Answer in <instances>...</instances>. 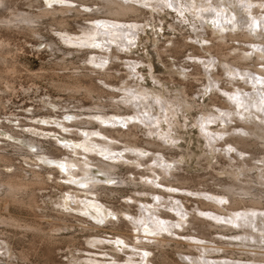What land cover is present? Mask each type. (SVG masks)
Segmentation results:
<instances>
[{"label":"rangeland","instance_id":"obj_1","mask_svg":"<svg viewBox=\"0 0 264 264\" xmlns=\"http://www.w3.org/2000/svg\"><path fill=\"white\" fill-rule=\"evenodd\" d=\"M145 1L128 0L140 11L124 18L116 19L103 12L91 11V0H87L86 5L83 6L84 9H87L83 12L90 15L83 13L79 17H72L74 14H70L66 33H72V35L82 37L85 29H89L93 33L92 23L98 25V31L104 33L113 28L125 30L124 42L121 44H127L126 46L119 47L109 39L108 41L100 40L102 48L96 46L94 52L99 55L98 59H100V55L112 56L114 54V57H110V61L106 60L107 64H101L104 66V70L95 69L93 64H88L92 50L84 48V50L81 49L75 53L76 56H79V58L74 57L78 62L75 67H86L76 71L89 74L104 91L101 96L94 93L95 98L93 99L84 95L82 90L78 94L75 92L76 95L74 94L73 97V93L68 90H59L52 85V78L56 77L52 75L51 77L49 70L47 73L46 70L41 69L45 67L44 65H48L49 60H53L50 51H45L44 43L37 44L32 37L10 33L0 28L2 36H11L9 37V49L17 55L18 65L20 64L21 69L18 72L20 74L17 73L13 76V79L18 77L14 81V89L7 91L5 89L0 93V147L6 148L8 156L13 159L12 162L15 163L17 170L20 167L29 170L32 168L31 164H36L34 168L40 169L42 166L44 173L50 168H55L53 169L57 170L55 176L59 177L56 179L53 174H45L46 177H50L48 185L45 189H36L38 205L36 204V207L34 206L32 209L37 214L32 211L31 207L26 208L16 204H9L7 209L0 206V214L21 216L29 221L41 222V226L47 227L50 217L46 214L55 215L57 211H63L66 206L69 212L75 213L74 215L79 218H86L89 223L95 221L90 215H84L72 209L75 206L72 202L76 199L75 197L70 198L72 201L69 200V204L62 203L64 207H59L57 203L65 193L61 191L62 187L61 189L60 186L56 187L53 181L55 179L58 183H64L66 185L63 188L70 186L73 190V188L79 189L81 186H78V183H85L87 177L92 176L96 171L100 172V175L96 174L98 178L101 176L110 180L108 174L102 173V169L96 166L86 177L81 175L70 179L66 173H62L64 171L60 165L67 169L72 165L71 158L84 159L82 154L84 151L80 147L87 139V135H82L81 132L84 129L100 132V130L102 131L101 126H104L110 135L119 137V140L112 144L114 150L111 154L122 157L119 161H113L119 163L115 172L117 177L127 180L122 183L125 186L103 182L105 187H115L118 193L100 190V186L95 197L93 196L94 200L102 203L110 212L118 211L120 220L108 216L106 220L96 221L98 222L97 229L84 230L82 227L84 223L74 219L73 216L68 217L74 228L73 226L69 227L73 229L68 228L65 233L62 231L61 238H69L71 235L74 237L71 240L73 242L57 241L58 244H55L56 242L49 244L46 241L48 244H45V240L40 241L39 237H36L30 230L21 227H17V229L15 226L0 223V264H81V260L89 258L95 259L99 264H128V260L131 259L137 261V264L264 263V257L254 256L248 250L261 246L257 242L264 238L263 216L257 212V208L244 207V205H251L249 203L242 204L244 209L234 210L233 204L222 197V193H226L224 185L252 186L253 191L258 193L264 188L259 183L261 178H258L261 173L264 174V144H252L250 148H246L248 152H244L241 150V146L229 142L243 132L249 135L243 129L246 127L244 121H248V119L255 122L256 127H253L255 131H259L261 127L264 128V118H262L264 117V68L260 64L264 63V58L261 57L260 61L257 60V53H260L264 46V43L260 42L264 36V5L259 9H257V5L248 9L246 4L249 1L242 4V0H196V5H193L192 2L188 3L190 0H172V6L169 7V0H151L150 2L154 6L160 4L162 8L154 10V6L150 7ZM47 2L49 1L18 0L17 6L26 11H37V8L33 9L30 5L46 4ZM202 2L203 6L200 5ZM52 3H55L54 6L62 8V5L57 4L58 1H52ZM81 4L74 1L75 7ZM102 23L107 26H103ZM48 26L49 24H43L41 30L46 39L56 41L66 51L77 49V47H70L62 41V33L57 30V26ZM253 26L254 28H252ZM245 31L252 35L250 41L254 42L244 41V38H240L238 41L226 38L232 33L241 35ZM126 33L128 34L126 35ZM222 34L225 35L222 36ZM128 35L130 38L126 39ZM65 38L70 39V37ZM241 39L242 41H240ZM178 42L183 47L174 50L179 46ZM221 45L224 47L220 48ZM257 45L262 48L256 47ZM206 47L210 50H207ZM239 48L254 51L255 54L251 59L239 61L242 64L240 66L223 61L222 55L242 54L246 56ZM229 61H234V57H230ZM230 65L237 74H249L254 78L241 77L237 74L235 78L231 77L228 74ZM93 69L97 72H92ZM59 72L61 73V71ZM39 73L43 74L39 76L40 78L31 76ZM106 73L113 74L114 77L106 78L104 76ZM257 80L259 81L256 82ZM124 83H128L129 87L133 88L132 90L138 89L148 95L147 100H143L145 102L143 105L133 106L131 102H119L110 96V93H116L122 99L126 90L120 91V89ZM253 83L256 84L253 85ZM129 87L127 89H130ZM245 89L253 93L252 97H248L244 93ZM230 96L233 97L230 98ZM241 99H243L242 104L240 103ZM96 100L105 104L106 107L103 108L102 113L106 112L109 117H114V120H118L117 124L103 125L95 118L91 124L80 122H77V125L73 124L77 120L91 121V118L86 116L76 119L74 114L87 112L86 108L92 107ZM252 100H257L258 104L263 107L259 110L256 109V112L253 107L250 110H253L254 114L259 111L262 117L255 116L249 109H243L246 107V101ZM138 101L136 100V102ZM116 104L120 108H117ZM253 106L255 107V104ZM132 107H136V109ZM132 116L136 117L132 119ZM224 118H226L227 125L223 123L222 119ZM209 119H213V121L207 122ZM202 132L207 137L212 136V141H208ZM125 134L126 136H124ZM127 134L133 136L132 139L136 138L134 141L137 140V146L131 148L130 144L125 142V139L129 137ZM95 137L102 139L98 136ZM253 137L249 136L248 138L253 139ZM30 139H35L43 147L44 153L47 154V157L44 158L45 161L37 163V157L32 156L33 159H28L29 164L26 162L23 154L27 152L19 150L17 145H23L22 141L29 143ZM127 139H131V137ZM149 141L161 143L158 151L156 147L148 145ZM25 146L24 144L23 147ZM211 146L215 147V153H212ZM76 147L80 149L76 152L77 155L72 151ZM89 155L91 158H104V161L112 162L107 156H102L100 153L99 155L97 153ZM137 158L141 159L140 163L136 162ZM218 160L219 162H217ZM51 161L58 163L49 164ZM245 161L252 165V169L245 171L249 177L241 178L247 181L240 182L232 173L236 171L237 165L244 164ZM142 163L145 164L142 165ZM15 166L8 167V169L0 166V171L12 173ZM224 170L229 172L224 173ZM162 174L167 175L165 177L167 179H164ZM172 174H175L176 177L171 176ZM179 178L182 183L185 179L192 183L183 185L177 180ZM65 180H70V182H65ZM148 208H151L150 212L148 211L150 220L143 221V212L147 214L146 209ZM152 209L156 215H152ZM5 210L7 212L10 210V212L5 213ZM42 212L44 216H42ZM229 217L230 220L234 219V223L227 222ZM134 218L141 220L137 224L140 227V234L144 237H157L151 231L154 228L152 227L153 221L165 222L168 230H164L163 235L173 241L161 251L158 248L152 250L154 246H137L133 239L128 238V242L132 241L130 243L134 244V247H129L125 238L129 235L131 237L134 232ZM193 218L196 223L190 222ZM179 221L181 224L178 223ZM107 222L108 224H106ZM247 232L252 237L258 236V241L252 237L246 239ZM95 238L101 239L102 242L90 245L88 242ZM202 243L207 245L208 249L212 248L213 251L207 252L200 247ZM138 247L140 248L138 249ZM22 251L29 253H27L29 259L21 258ZM49 251H51L49 257L51 255L50 260L52 261L44 256ZM144 251L150 255L145 256Z\"/></svg>","mask_w":264,"mask_h":264},{"label":"bare ground","instance_id":"obj_2","mask_svg":"<svg viewBox=\"0 0 264 264\" xmlns=\"http://www.w3.org/2000/svg\"><path fill=\"white\" fill-rule=\"evenodd\" d=\"M17 1L18 0H0V28H2L1 30L5 29L10 33H16L19 35L22 34L25 37L26 36L32 37L33 39L36 40L37 44L38 43H44L45 51L46 50H47V52L50 51L51 56H53L52 57L53 60H49L48 65L47 66L44 65L45 67H43L41 69L46 70V72H47V70H49L50 76L52 75V76L56 77V78H52V85L55 88H57L59 90H64V91L68 90L69 92L73 93L72 96L75 94V92H77L76 94H78V92L81 90L83 91L84 95L90 96L92 99L95 98L94 93H96V95H98V96H101L104 93V91L96 84V82H94L93 78H91L89 76V74H86V73L80 72V71H76V70L85 69L86 67H80V66L75 67V65L78 62L76 61L77 59L75 60L74 57L79 58V56H76L75 53H78V51H81V49L84 50V48H87L88 50H92V52L90 53V59H88L90 61V63H88V64H90V65L93 64L95 69L104 70L105 69L104 66H100V68H97L96 66L101 65L102 63H104V65H105L106 60L110 61V57H114V54L112 56H106V54L100 55V59H98L99 55L96 52H94V50H96L95 49L96 46H97V48L98 47L102 48V43L100 42V40H104V41L107 40L108 41V39L111 40L112 43L118 45L119 47L126 46L127 44H124V43L121 44L122 42H124L123 39L125 38V36H124L125 30H123L122 28H120V29L113 28L111 30L108 29L109 31L107 30L106 33H104V32L98 31L99 26L94 25L92 23L91 27H92V29H94L93 33L89 29L84 30V33H82V37H80V35H72V33H66V31L68 30L66 28H67V26H69L68 21L71 17L70 14H74V15H72V17L73 16L79 17L83 13H85V15H90V14H86V12H83V11L87 10L86 8L84 9V7H83L84 5H86L87 0H72V1L48 0L49 2H47L46 4L30 5L31 8L33 7V9L37 8L38 9L37 11L36 10L26 11V10L21 9L17 6ZM52 1L53 2L58 1L57 4L62 5V8H58V7L54 6L55 3H52ZM74 1L82 3V4L75 7ZM91 1H92V5L90 6L91 11H95L97 13L103 12L104 14L110 15L116 19L122 18V17L123 18L127 17L130 14H137L140 11V9L137 6L131 4V2H128V0H125V1H122V0H91ZM150 1L151 0H146L145 3H147V5L149 4L150 7L154 6V4ZM247 1L250 2V4H249V2H248V4H246V7L248 9L253 8L254 5H257L258 8L257 7L256 8L259 9L261 6L264 5V0H252V1L242 0L241 2H242V4H244ZM191 2L193 3V5H196V3H197L196 0H190V2H188V3H191ZM200 5L203 6V2L200 3ZM157 6L153 7L154 10L161 8L160 4H158ZM189 6L192 7V5H189ZM94 14H96V13H94ZM106 21H107V19H106ZM255 21L258 22L259 20H255ZM212 23H214V22H212ZM43 24H49L50 27L57 26V28H58L57 30L60 33H62V35H61L62 41H64V43L70 47L71 46L77 47V49H75V51H66V50H63V48H61L57 44L56 41H53L52 39H50V40L46 39L45 35L42 34V32H41ZM102 24H103V26L106 25L104 23H102ZM252 28H254V26ZM107 32H109V33H107ZM1 34L2 33L0 31V93L3 92L5 89H6V91L8 89H11V90L14 89V81L18 77H15L13 79V76L15 74L17 75L19 70H21L19 67L20 64L18 65L19 60L17 61V58H18L17 55L11 49H9V40H10L9 37H11V36H9V37H8V35L2 36ZM127 34L128 33H126V35ZM224 35L225 34H222V36H224ZM251 36L252 35L248 31H245L241 35L240 34L234 35L232 33L230 36H226V38H229L230 40H235V41L236 40L238 41L240 38H244V41L254 42L253 40L250 41ZM65 37H70V39L69 38L67 39ZM129 38H130V36L128 35L126 37V39H129ZM96 41L98 43H95ZM240 41H242V39ZM84 42H86L90 46H87V47L83 46ZM260 42L264 43V36ZM174 43L176 44V42H174ZM178 44H179V42H178ZM181 45L179 44V46L174 50H177L178 48L183 47ZM35 46H37V45H35ZM223 47H224V45L220 46V48H223ZM256 47H260V49L263 47L262 51L260 52L261 55H260V53H257V57H258L257 60L260 61V59L264 58V46L261 47L260 45H257ZM231 48L233 49L234 46ZM236 48H237V46H236ZM206 49H207V47H206ZM239 49L242 50L243 53L247 57L243 56L242 54L235 55V56H231V55L227 54V55H222V57H224L223 61H226L227 63L230 62V64L235 65V66H240L242 64L239 61L251 59L252 55L255 54L254 51H248V49L247 50L242 49V48H239ZM163 50H165V49H163ZM207 50H210V48ZM166 51H168V50H166ZM58 52H60V53H58ZM159 52H161V51L159 50ZM230 57H234V61H229ZM99 60H100V63H98ZM260 64L262 65V68H264V63H260ZM232 65L228 66L229 67L228 68V70H229L228 74L231 77L235 78L236 77L235 75L237 73L235 71H233L234 68L232 69ZM95 69H93L91 71L97 72ZM59 71H61V73ZM259 72H261V71H259ZM18 74H20V73H18ZM41 75H43V74L42 73L41 74L40 73L39 74H32L31 76H33L35 78H37V77L40 78L39 76H41ZM104 76L106 78L114 77L113 74H109V73H106ZM237 76L252 77L249 74H243V73H238ZM252 78H254V77H252ZM258 81L259 80H257L256 82H258ZM125 83H124L123 87L120 89V91L126 90L124 92V94L122 95V99L120 98V95H118L116 93H110V96L113 97L114 99L119 100V102L120 101L126 102V103L131 102L133 104V106L143 105L145 103L144 101L147 100L148 95H146L142 91H139L138 89L132 90L133 88L129 87L130 85L128 83L127 84H125ZM255 84L256 83H253V85H255ZM127 87H129L130 89H127ZM211 87H213V86L211 85ZM256 89H258V88H256ZM254 91L256 92V90H254ZM244 93L248 97H252V95H253V93H251L250 91H246V89L244 90ZM231 97H233V96H230V98ZM136 100H139V101L136 102ZM242 100L243 99L240 100L241 104H242V102H241ZM244 102H245V100H244ZM251 103H252V105H251ZM188 104H190V103H188ZM253 104H255V107L253 106ZM245 105H246V107H243V109H247V110L249 109L250 110L251 107H253L255 109V112H256V109L259 110L260 108L263 107V106L261 107V105L258 104L257 100H252L250 102L246 101ZM118 106L119 105H117V108H120V106L119 107ZM84 107H82V108L84 109ZM104 107H106L105 104L101 103L100 101L98 102L96 100L92 107L86 108V109H88L87 112L86 111L77 112L76 114H74L76 119L77 118L79 119V117H81V116H86V117L91 118V121L87 120V119H85V121L84 120L83 121L77 120L76 123H73V124L77 125L78 124L77 122L91 124L93 122V118H95L96 120H99L103 125L104 124L116 125L118 120L116 121V119L114 120V117H112V118L109 117L106 112L102 113V111H104L103 110ZM216 108L218 109V107H216ZM133 109H136V107ZM118 111H117V113H118ZM163 111H164V109H163ZM233 111L236 112V110H233ZM252 111L250 110V112L252 114H254ZM230 112H232V111H230ZM257 112L258 113L254 114V115L262 117L260 115L259 111H257ZM121 114H119L120 118H121ZM241 115L244 116V114H241ZM134 117H136V116H132V119H134ZM262 118H264V117H262ZM217 119H215V120H217ZM250 119H251V117H250ZM139 120H142V119H139ZM222 120H223L224 125H227L226 118H224ZM212 121H213V119L207 120V122H212ZM101 123H99V124H101ZM244 123H245L246 127H244L243 129H245V131H247V133H249V135L245 134V132H243V133L239 134L238 137L232 138L231 141H229V142H231L232 144L241 146V150H244V152H248L246 148H250L252 146V144H256V145L260 144V143L264 144V128L261 127L260 130L258 129L259 131H255L253 127H256V124L252 119L251 120L248 119V121H244ZM101 127H102V131L100 130V132L99 131H89L87 129L82 130L81 131L82 135L83 134L87 135L86 141L80 145V147L82 148L84 153H86L85 155H84V153H82L84 159H80V157H74V159H72V158L70 159V161H72V165L69 164L70 167L67 166L68 167L67 169H65L64 167H61V165H60V167H61L62 171H64L62 173H66V175H68V178L70 177V179H74L76 177H80L81 175H82V177H86L87 175H89V173L92 172L93 167L96 166L97 168L99 167L100 169H102L101 170V172L103 171L102 173H105L106 175L108 174V177L110 178V180L109 179L107 180L101 176H100V178H98L96 174L100 175L99 174L100 172L96 171L95 174H93L92 176L89 175V177H87V180L85 183H83V184H81L82 182L78 183L79 184L78 186H81V187H79V189L73 188V190H72V187H70V186L69 187L66 186L67 188H63V187H65L66 184L61 183V182L58 183L57 181H55V179L53 180L55 182L56 187L60 186V189L62 187L61 191H63V193H65V195L61 196V200H60V202L57 203V205L59 207L60 206L64 207V205H62V203L66 204L69 202V200L72 201V199H70V198L75 197L76 199H74V201H72V202L77 207L73 206L72 209H74L77 212H81L84 215L85 214L90 215L91 217H93L95 219V221L92 219L93 223L87 222L86 218L85 219L79 218L78 216L74 215L75 213L72 214L71 212H69L67 210L66 206L63 208L64 209L63 211H57L58 214L56 213L54 215V214H46L45 213L46 215H48L50 217V219L48 220L49 225L47 227H43L44 225L41 226L42 225V224L40 225L41 222L38 223L35 221H29L27 219H24L21 216L11 215V214H8V215L0 214V223L1 224L4 223V225H7V226H9V225H11L12 227L15 226V228L21 227L22 229H26L28 231L30 230L36 235V237H39L40 241L45 240V244H48V243L54 244L55 242H56L55 244H58V242H60V241H62V242H64V241L68 242L69 241L70 242L72 240V238H74L71 235H70L71 237L69 236V238H66V237H65V239L61 238V236L63 235L62 231H64V233H65V230L68 229L69 227L73 226V228H74V225L71 222H69L70 220L68 219V217L70 218L73 216L74 219L76 218V219L80 220L82 223H84V225H82L84 230L85 229L86 230L97 229L98 228L97 227L98 222H96V221L106 220V218L108 216H111L112 219L114 218V219L118 220L120 217L118 215V211H116V213H115L111 210L112 212H110L109 209H107L106 207H104V205H102V203H99L98 201L93 199L95 197L94 195H96L97 191H99L98 187L100 188V186H101L100 190L104 189L103 191L108 190L111 193L118 191L117 189H115V187H107L106 186L107 187L106 188L105 185L102 184L103 182L107 183V184L110 183V185H111V183H114L116 185L119 184V186H120V184H121V186L122 185L125 186V184H122V183H125L127 181L125 179L117 177V174L115 172V170L119 166L117 164H119V163H114L113 161H119L122 157H120V155L119 156L113 155V153L111 154V152L114 150L112 147V144H113V142L118 141L119 137H115V135L114 136L110 135V133L108 132L106 127H104V126H101ZM134 127H137V125H134ZM222 132L224 133V131H222ZM102 133H104V135H102ZM151 134H153L152 131H151ZM202 134L204 136H206V134L204 132H202ZM108 135H110V137H108ZM214 135H216V134H214ZM95 136H98L102 139H98ZM124 136H126V134ZM128 136L129 137H127V138L131 137V139L126 138L125 142H128L130 144L129 146H131V148L137 146L138 145L137 140L134 141V139H136V138L132 139L133 136H131V135H128ZM249 136H254V137H253V139H249L248 138ZM206 138L208 141H210V142L212 141V136H208V137L206 136ZM22 143H24L26 146L23 147L24 146V144H23V145H17V147H19V150H21V151L23 150V151L27 152V153L23 154V156H24V158L28 164H29L28 159H33V157H37V160H36L37 163L45 161L44 158L47 157V154L44 153L43 147L40 146V143L38 141H36L35 139H30L29 143H27L26 141H22ZM128 143H127V145H128ZM72 145H74V143H72ZM148 145L156 147V149L158 151V147L161 146V143L159 144L158 142H155V141H149ZM77 148L78 147H76V149H72V151H74L75 155H77L76 152L80 151V149H77ZM210 149H211L212 153L216 152L215 147L211 146ZM130 151H132V149H130ZM91 153H97L98 155L100 153V154H102V156L103 155L107 156V158L112 160V162L104 161L105 160L104 158H102L103 160L102 159H96L93 157L91 158V156L89 155ZM118 154H119V152H118ZM116 157H118V158H116ZM231 159H232V157H231ZM38 160H40V161H38ZM12 161H13V159L10 156H8V152H7L6 148L0 147V166H3V167L8 169V167L15 166L14 165L15 163L13 164ZM61 162L64 163L63 161H61ZM136 162L140 163L141 159L137 158ZM217 162H219V160ZM52 163H58V162L51 161L49 164H52ZM143 164H145V163H142V165ZM34 166H36V164L35 165L31 164L32 168L29 170H25L26 168L23 169L22 167H20V169L18 168L19 170H17V167L15 166L14 172H12V173H8V172L4 173V172L0 171V206H3L4 209H7L9 204H11V205L16 204V205L23 206L26 208L31 207V209H32L36 204L38 205L36 189H39V190L45 189L46 186L48 185V180H50V177H46L45 174H49V175L53 174L56 179H58L59 177L57 175L55 176V173H57L56 172L57 170L56 171L53 170L55 168H50V170H48V171H46V173H44L42 166H40V169L34 168ZM230 166L232 167V165H230ZM152 167H154V166H152ZM56 168L58 169V167H56ZM236 168H237L236 171L232 173L233 176L236 177L238 180H240V182L247 181V180H244L241 178L242 177H245V178L249 177V175L246 174L245 171L252 169V165L248 164L245 161L244 164L237 165ZM170 171H172V170H170ZM226 172H229V171L224 170V173H226ZM165 173L166 172L164 171V174ZM164 174H162L164 176V179H167V178H165L167 175H164ZM171 176L176 177L175 174H172ZM258 178H261L259 183L263 187L264 186V180L262 181V178L264 179V174L261 173L258 176ZM177 180L180 181V178ZM66 181L70 182V180H65V182ZM180 182L183 185L188 184V183H192V181H187V179L184 180V183H182V181H180ZM221 187H223V186H221ZM224 188H225L226 193H222V195H223L222 197L226 198L227 200H229V202L231 204H233L234 210L241 209V208L244 209V207L247 208L248 206H251L253 208H257L258 211L257 210L256 211L261 213V216H263V218H264V188H262L259 191V193L254 192L253 191L254 188L252 186H244L241 184H229L227 186L224 185ZM239 191H241V193H238ZM88 195H90V197H88ZM160 198H162V197H160ZM247 203H249L251 205H244ZM242 204L244 205V207H242ZM40 207H42V206H40ZM70 207H71V205H70ZM146 207H148V206L146 205ZM10 208H11V206H10ZM174 208H175V206H174ZM150 209L151 208L146 209L147 214H144V212H143V218H142V219H144L143 221H146L148 219L150 220V216H149L150 213H148V211L150 212ZM5 211H4L5 213L10 212V210H9V212H7V210H5ZM32 211H34V210L32 209ZM175 211H177V210H175ZM34 213H35V211H34ZM181 213H183V212H181ZM35 214H37V213H35ZM152 215H156V213L153 211V209H152ZM181 215H183V214H181ZM42 216H44L43 212H42ZM247 217H248V215H247ZM87 218H88V216H87ZM224 218H226V217L224 216ZM222 219H223V216H222ZM117 220H114V222L115 221L117 222ZM139 220L140 219H138V218H134V221H133V231L134 232L132 233L131 237L129 235V237L125 238L126 242H127L126 244H128L129 247H134V244L130 243L132 241L128 242L129 241L128 238L133 239V241H135V245L137 244V246L138 245H142V246H146V247L154 246V247H152V250H153V248H155V249L158 248L161 251H162V249H164L165 246H167L170 242L173 241L167 237H164V235H163L164 230L161 229V225L157 221H153L152 227H154V228H153V230H151L152 232H154L156 234L157 237H144V236H142L140 234V227H138V224H137V222ZM233 220L234 219L230 220V217H229V221H227V222L234 223ZM190 222L196 223L195 218H193V220ZM130 223H132V222H130ZM147 223L150 224V222H147ZM178 223H180V221ZM106 224H108V222ZM112 224H114V223H112ZM202 225H203V223H202ZM73 228H69V229H73ZM164 228H166V230H168V227L165 224H164ZM26 230H24V231H26ZM28 231H26V232H28ZM67 232H69V231L67 230ZM117 235H119L120 237L122 236L120 234H117ZM251 237H252V235L247 232L245 238L248 239ZM252 238L257 239V241L259 239L258 236H254ZM75 240H74V242H75ZM71 242H73V241H71ZM100 242H102L101 239L99 240V239L95 238V239L89 241L88 243L90 245H97ZM257 243L260 244L261 246H258L257 248H254V249L250 248L251 250L250 249H248V250L250 253L252 252L251 254H253L254 256L258 255L260 257H264V246H262V245H264V238L261 239ZM117 244H119V243H117ZM215 244H218V243H215ZM200 247L205 249L207 252L213 251L212 248L208 249L207 245H205L203 243H202V245H200ZM139 248L140 247H138V249ZM145 252L146 251H144V253ZM27 253L25 251H22L21 252V258L22 259L23 258L29 259V258H27L29 253L28 254ZM50 253H51V251H49L46 255L44 254V256H46L47 259L49 258V260L52 258L51 255H50L51 258L49 257ZM134 256H136V255H134ZM50 261H52V260H50ZM130 261H132V259ZM130 261L128 260V264H137L136 263L137 261L136 262L132 261V263H130ZM0 262H1V259H0ZM150 262L152 263L151 260H150ZM80 263L81 264H97L98 262L93 258H89V259L81 260ZM148 264H150V263H148ZM197 264H200V263H197Z\"/></svg>","mask_w":264,"mask_h":264},{"label":"snow or ice","instance_id":"obj_3","mask_svg":"<svg viewBox=\"0 0 264 264\" xmlns=\"http://www.w3.org/2000/svg\"><path fill=\"white\" fill-rule=\"evenodd\" d=\"M168 6H169V7L172 6V0H169V5H168ZM83 46L87 47V46H90V45H88L86 42H84V43H83ZM100 66H101V65H97V67H100ZM61 167H63V165H61ZM159 224L161 225V229H162V230H166V228H164V224H165V222L160 221ZM121 243H122V242H121ZM144 255H145V256H148V255H150V253L145 252Z\"/></svg>","mask_w":264,"mask_h":264}]
</instances>
